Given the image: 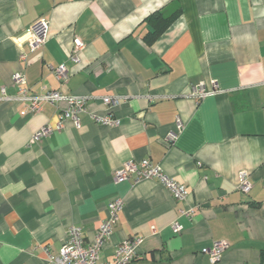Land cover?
<instances>
[{"label": "crops", "instance_id": "crops-1", "mask_svg": "<svg viewBox=\"0 0 264 264\" xmlns=\"http://www.w3.org/2000/svg\"><path fill=\"white\" fill-rule=\"evenodd\" d=\"M41 20L48 40L32 51ZM76 39L85 47L73 63ZM18 73L35 93L90 102L79 128L65 120L60 131L65 103L39 113L0 104V264H49L47 251L56 255L74 226L93 243L117 199L124 208L103 262L141 238L130 264H211L216 241L229 244L219 264H264V0H0V95H16ZM201 85L214 93L199 101ZM104 97L119 106L109 110ZM109 114L121 125L92 118ZM47 126L54 132L34 142ZM145 159L185 185L187 199L156 180L115 181L125 163ZM243 172L249 194L238 190Z\"/></svg>", "mask_w": 264, "mask_h": 264}, {"label": "built area", "instance_id": "built-area-1", "mask_svg": "<svg viewBox=\"0 0 264 264\" xmlns=\"http://www.w3.org/2000/svg\"><path fill=\"white\" fill-rule=\"evenodd\" d=\"M49 34V23L41 20L35 25L31 32L30 47L32 51L41 50L47 43ZM85 45L79 39L74 41V48L70 60L73 63L79 62V53L84 49ZM56 78L64 83L68 79V69L65 65L53 69ZM13 87L16 90L15 96H9L6 88L1 89L0 104L6 101H17L26 105L28 113H39L45 104L58 106L60 103H65L67 108L60 111V122L56 127L57 131L63 129L65 120H70L74 125L80 127V115L89 112L88 97H77L66 95L60 91L48 90L42 93H35L27 84L23 73H18L14 76ZM194 96L200 101L207 96H210L214 91L209 92L203 85L195 88ZM101 103L112 110L119 106L118 97H104ZM95 122L101 125L117 127L121 125V121L116 119L111 114L103 117L92 115ZM181 127V125H180ZM54 132L50 126L43 127L33 136V141H41ZM114 179L117 183L133 180L139 182L142 180H156L161 185L166 187L172 197L179 202L185 201L188 197L187 187L168 177L160 166L154 165L149 159L141 162L128 161L123 167L114 173ZM252 184L248 173L240 174V183L238 190L244 194H249ZM124 202L120 199L114 200L108 205V217L100 226L96 239L93 243L87 244L83 231L80 227L74 226L69 230V238L63 247L56 255L48 253L49 264H130L138 257V249L143 243V239L134 238L123 242L119 245L114 253L112 263L103 262L101 260L102 251L111 238L114 229L120 221V213L123 211ZM183 216L191 217L195 213V209H188L180 212ZM174 234H180L183 231L182 225L176 220L172 224ZM155 233V230H154ZM229 249V244L226 241H216L208 250V255L211 264H219Z\"/></svg>", "mask_w": 264, "mask_h": 264}, {"label": "trees", "instance_id": "trees-1", "mask_svg": "<svg viewBox=\"0 0 264 264\" xmlns=\"http://www.w3.org/2000/svg\"><path fill=\"white\" fill-rule=\"evenodd\" d=\"M160 16L161 15L153 14L151 17H149V21H153L154 19H161ZM174 19H175V17H172V18H170L168 20L164 19L163 22H162V26H163L162 29H165L167 26H169L173 22ZM158 34L159 33H154V34L151 35V37H150L151 42L157 37Z\"/></svg>", "mask_w": 264, "mask_h": 264}]
</instances>
